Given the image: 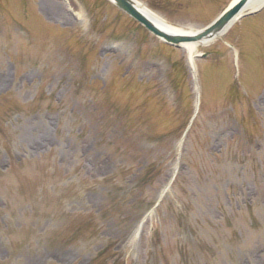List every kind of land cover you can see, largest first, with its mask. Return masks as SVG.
<instances>
[{"label":"rangeland","instance_id":"obj_1","mask_svg":"<svg viewBox=\"0 0 264 264\" xmlns=\"http://www.w3.org/2000/svg\"><path fill=\"white\" fill-rule=\"evenodd\" d=\"M134 1L200 31L234 0ZM252 13L190 60L107 0H0V264H264Z\"/></svg>","mask_w":264,"mask_h":264},{"label":"water","instance_id":"obj_2","mask_svg":"<svg viewBox=\"0 0 264 264\" xmlns=\"http://www.w3.org/2000/svg\"><path fill=\"white\" fill-rule=\"evenodd\" d=\"M120 11L128 15L135 22L143 26L150 34L162 40L166 44L179 47L182 44H198L211 41L226 32L235 19L241 14L250 0H235L222 14L210 25L197 31L193 36L168 35L156 28L137 9L133 0H110Z\"/></svg>","mask_w":264,"mask_h":264},{"label":"bare ground","instance_id":"obj_3","mask_svg":"<svg viewBox=\"0 0 264 264\" xmlns=\"http://www.w3.org/2000/svg\"><path fill=\"white\" fill-rule=\"evenodd\" d=\"M264 3V0H250V2L244 7L240 15H244L250 12H253L257 9H259ZM136 9L148 20L150 23H152L156 28L161 30L162 32L168 34V35H182V36H193L197 33V31H186L181 30L178 28H174L170 25H168L166 22H164L161 18L153 14L151 11L146 9L144 6L140 5L136 2ZM212 40L201 42L198 44L193 43H187L182 45V49L185 51V53L188 55L189 59L191 60L196 53L198 46H205L211 43Z\"/></svg>","mask_w":264,"mask_h":264},{"label":"trees","instance_id":"obj_4","mask_svg":"<svg viewBox=\"0 0 264 264\" xmlns=\"http://www.w3.org/2000/svg\"><path fill=\"white\" fill-rule=\"evenodd\" d=\"M110 248L111 247H106L102 251H100L93 262L97 263L98 260L102 258V260H105L104 261L105 263H103V264H107L109 262V260L111 259V256L108 253ZM114 262H116V260Z\"/></svg>","mask_w":264,"mask_h":264}]
</instances>
